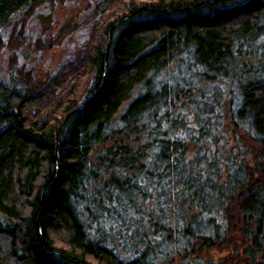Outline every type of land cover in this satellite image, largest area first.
I'll return each mask as SVG.
<instances>
[{"label":"trees","instance_id":"obj_1","mask_svg":"<svg viewBox=\"0 0 264 264\" xmlns=\"http://www.w3.org/2000/svg\"><path fill=\"white\" fill-rule=\"evenodd\" d=\"M65 2L98 21L57 102L4 46ZM0 112V264H264V0H0Z\"/></svg>","mask_w":264,"mask_h":264},{"label":"rangeland","instance_id":"obj_2","mask_svg":"<svg viewBox=\"0 0 264 264\" xmlns=\"http://www.w3.org/2000/svg\"><path fill=\"white\" fill-rule=\"evenodd\" d=\"M90 4L92 8L95 7L94 1ZM90 4L65 2L52 6L32 5L16 17L11 37L4 46V52L9 54V61L15 62V65L20 67L18 75L24 81L33 79L35 75L40 78V70L52 71L59 66L53 71L54 73L59 69L53 97L57 102L60 99L79 101L87 85L85 76H81L82 70L79 69L78 60L87 52V50L81 51V47L91 38L84 35V27L89 23L90 27L94 26L98 21L95 16L98 12L87 18V22H83L86 24L80 26L79 30H74L73 26L80 23L78 21L80 16L89 9ZM100 20H104L102 15ZM31 33L35 36L34 39L30 37ZM94 39L93 34L92 40ZM25 56L29 61L21 64L20 61ZM38 111L39 109L36 110L35 116L38 115V118L46 121L54 119L59 114L58 110L52 107ZM227 253L229 251L225 249H213L208 251L206 256L217 259Z\"/></svg>","mask_w":264,"mask_h":264},{"label":"water","instance_id":"obj_3","mask_svg":"<svg viewBox=\"0 0 264 264\" xmlns=\"http://www.w3.org/2000/svg\"><path fill=\"white\" fill-rule=\"evenodd\" d=\"M0 115H2V112H0Z\"/></svg>","mask_w":264,"mask_h":264}]
</instances>
